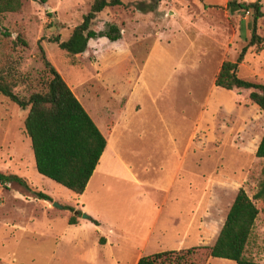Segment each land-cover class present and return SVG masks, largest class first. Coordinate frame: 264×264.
<instances>
[{
	"label": "rangeland",
	"instance_id": "rangeland-1",
	"mask_svg": "<svg viewBox=\"0 0 264 264\" xmlns=\"http://www.w3.org/2000/svg\"><path fill=\"white\" fill-rule=\"evenodd\" d=\"M232 1L255 0H122L120 5L104 7L92 24V29L100 31L107 23H115L121 38L113 42L105 37L90 39L86 50L74 56L52 37L66 40L93 0H48L44 4L23 0L20 12L0 15V71L15 73L18 84L13 91L27 96L47 78L37 47L40 40L52 65L82 95L78 99L85 109L100 114L108 128L117 113L122 121L130 120L131 126L119 132L128 137L127 145L136 156L129 157L130 161L143 160L145 175L144 185L123 178L113 193L109 177L105 178L103 195H94L109 170V147L119 137L112 138L101 126L108 148L83 198L35 168L26 171L28 187L0 183V264H112L105 255L113 258L114 254L105 251L104 241L95 242L92 229L69 225L68 219L75 216L79 221L85 211L97 214L107 230L110 214L122 209L130 219L129 231L140 234L139 224L148 222L162 198L160 191L148 185L165 188L180 159L182 166L170 199L143 251L150 254L198 246L194 233L187 240L177 236L179 216L188 208V189L197 195L198 217L208 212L206 204L212 198V213L206 216L212 229L208 244L200 246L212 245L239 188L252 197L264 179V159L255 156L264 132V112L248 99L249 90L211 89L220 62L235 60L251 36V11L230 8ZM259 3L264 11V0ZM256 34L264 36V15L256 21ZM241 63L239 77L264 84V42L248 46ZM26 112L0 93L2 173L11 174L18 160L32 155L23 127ZM191 137L192 148L182 151ZM163 138L164 144L157 145ZM31 190L42 191L50 199L29 198L34 196ZM179 194L186 200L180 201L184 211L174 210ZM254 202L259 213L244 254L264 263V199ZM201 217L197 225L203 230ZM164 232L167 235L162 238ZM206 254V249L199 248L192 258L201 264ZM207 260L206 264H235L224 258Z\"/></svg>",
	"mask_w": 264,
	"mask_h": 264
},
{
	"label": "trees",
	"instance_id": "trees-1",
	"mask_svg": "<svg viewBox=\"0 0 264 264\" xmlns=\"http://www.w3.org/2000/svg\"><path fill=\"white\" fill-rule=\"evenodd\" d=\"M32 1L44 4L48 0ZM121 3L122 0H93L82 21L72 29L70 36L64 41L54 36L52 41L67 54L74 56L86 50L90 39L105 37L111 42L119 40L121 34L115 23H107L100 31L92 29V24L96 14L104 7ZM22 6L23 0H0V15L20 12ZM228 6L251 11V36L234 61L223 60L215 76L214 85L225 90H249L248 99L264 112V84L243 79L237 74L248 46L264 42V36L256 34V21L264 15V11L261 10L259 0L238 3L232 1ZM17 40L24 46L27 45L18 35ZM37 47L40 60L47 70V78L40 84V88L31 89L27 96H20L13 91L18 84L15 73L4 70L0 71V93L20 108L27 109L23 127L30 139L37 172L75 195H80L99 161L106 139L64 78L47 58L40 40L37 42ZM255 156L264 159V132L255 150ZM8 182H17L28 187L25 180L19 176L0 172V183ZM35 194L40 199H50L40 191ZM257 199H264V179L259 183L252 197H249L244 189L239 188L211 246L198 245L187 249L145 254L138 258L136 264H197L192 256L199 248L207 250L206 260L201 264H206L208 258H224L234 261L235 264H264L244 254L259 213L254 202ZM65 208L71 209L69 206ZM92 221L97 224L96 220ZM68 223L75 224V216H71Z\"/></svg>",
	"mask_w": 264,
	"mask_h": 264
},
{
	"label": "crops",
	"instance_id": "crops-1",
	"mask_svg": "<svg viewBox=\"0 0 264 264\" xmlns=\"http://www.w3.org/2000/svg\"><path fill=\"white\" fill-rule=\"evenodd\" d=\"M179 20H183L185 22L188 19H179ZM222 62L223 61L220 62V65L218 66L219 68H220ZM214 79H215V77H213L212 81H211V89L212 90H213V88H218L219 90L222 89L220 87H215ZM68 86L70 87V89L72 90V92L74 93L76 98L81 99L80 97H82V95L80 94V92L78 91V94H76L73 90V87L70 85H68ZM79 95H80V97H79ZM219 104H223V103L219 102ZM85 107H87V106H85ZM85 111L90 116V118L92 119L94 124L97 126L99 131L105 137L106 145H105V148H104V150H103V152L99 158V161H98L92 175L90 176V178L86 184L84 191L79 196L81 198H83V196H85L91 190V182L96 177V174H98L100 171L99 170L100 159L102 158L103 154H106V150L108 148V138L103 133L101 126L105 128L108 135H110L112 138L116 134H118L119 137L117 138V140L115 142L112 141V143L109 147V154H110V161H109V165H108L109 170L105 173L106 175L102 179H100L101 181L98 182V187H97L96 191L94 190V195L96 197H100L103 195V192L105 190V184L102 181L106 180L105 178H108V177L110 180V191H111V193H113V191L116 192V189H118V186H116L117 182L124 180L123 178H127V177L132 179L134 184H136V185H144V184H142L143 183L142 180L145 177L144 172L142 170V168L144 167V162H143V160L137 161V162L130 161L129 157H136V156L133 154L132 149H130L129 146L127 145L128 137H123L121 132H119V130L124 131V130H127L131 126L130 120L128 121V119H126L125 121H122L121 118H119V115L117 113L116 115L111 116L110 124H109V128H108L106 120H104V118H102V116L100 114H98L96 111H94L90 108H86ZM26 114H27V112H26ZM25 116H24V118H25ZM204 125H205V123H204ZM122 126H124V127H122ZM202 126H203V124H202ZM197 127H198V124L196 123L195 128L198 129ZM192 134H195V132ZM27 140H28L27 144H29V146L31 147L29 137ZM161 140H162V143L160 142V139H159V143H157V145L161 146L162 144H164L163 143L164 138ZM192 144H193V138L191 137L189 139V141L185 142L182 151H189L192 148ZM159 150H161V149H159ZM31 152H32V149H31ZM181 166L182 165H181V159H180L178 161V163L176 164L174 171H173L172 175L170 176L165 188L164 187L163 188H161V187L157 188L156 186L148 185V187L154 188V189L160 191L162 194V198H161L159 206H157V205L155 206V212L153 213L152 216H150V219L148 220V222L145 225L139 224L140 234L137 235L135 233L130 232L131 230L128 229L129 228L128 222L130 221V219L128 218V215L126 214L125 210H122V209H120L116 213L110 214L111 217L107 223L108 224L107 230L103 229L102 222L100 221L99 216L97 214H93V215L90 213L88 214L86 211H85V213H86V215L89 216V218L86 219V218L81 217L79 219V221L78 220L76 221L75 224H69V223L68 224L69 225H76V226L79 225V226H83L84 228L92 229L95 232V242H97L98 240L104 241L101 245H103L105 247V249H106L105 251L107 252V251L111 250L112 253L114 254L113 258H110L107 255H105L110 263H112V264H136L138 258L140 256L146 254L145 251H143V250L147 249V245H148L150 238L154 232L155 226H156L157 221L159 219V215L161 214L163 207H165L166 203L170 199L171 188H172L173 184H175V182L178 178L177 176L180 173ZM14 168L15 169L11 174H15V175L19 176L20 178L25 180L26 184L28 185L27 182H30V181L26 177V171L28 169H32V168H35V170H36L33 152H32V155H30V158H26V160H24V157H23V158H21V160H18L15 163ZM135 169H137V171ZM3 174H5V173H3ZM5 175H7V174H5ZM123 176H125V177H123ZM31 192H33L34 196L29 197V198L40 199L35 194L38 191H32L31 190ZM40 192H42V191H40ZM44 194H46V193H44ZM18 195L22 198H25V199L27 197L23 194H20L19 192H18ZM46 195H48V194H46ZM182 198L183 197L180 196V194L175 196V199L177 201V202H175L176 205H174L175 211L176 210H178V211H184L185 210V208H184V210L182 209V204L180 203V201L186 199V200H189V202H188L189 204L188 203L185 204L188 207V208H186L187 212L185 214H183L181 212V214L179 216V217H181V219L179 220V225L177 223V226H178L177 229H179V232L177 230V232L179 233V234H177V236L179 235V238L187 240L192 236L191 233H194V237L197 241L196 245L208 244L207 239H208L209 233L212 229V224L208 223L206 218L208 216H210L212 213V205H211V202H213L212 198L208 199L210 204H206V208H207L208 212H206V210H204L205 215H201L199 213V217H198V209H197V195L193 194L191 192V189H188V192L186 193L185 199H182ZM41 200L46 201L45 199H41ZM82 208L84 209V204H82ZM200 216H202L201 220L202 221L204 220V224H205L204 225L205 228L203 230L199 229V227L197 225L198 224V218H200ZM225 218H226V216H225ZM92 220H96L97 224H95ZM224 221H225V219L223 220L222 225H223ZM142 228H144V230H142ZM166 235L167 234L164 232L162 234V238L163 237L165 238ZM133 249L135 250L134 255H133ZM125 254H127V257L124 258L123 256Z\"/></svg>",
	"mask_w": 264,
	"mask_h": 264
},
{
	"label": "water",
	"instance_id": "water-1",
	"mask_svg": "<svg viewBox=\"0 0 264 264\" xmlns=\"http://www.w3.org/2000/svg\"><path fill=\"white\" fill-rule=\"evenodd\" d=\"M53 205H55V206H59L57 203H53ZM81 217L82 218H89V216L88 215H86V214H81Z\"/></svg>",
	"mask_w": 264,
	"mask_h": 264
}]
</instances>
